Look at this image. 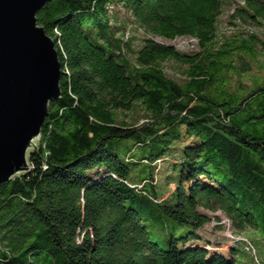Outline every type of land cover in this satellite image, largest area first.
<instances>
[{"label": "trees", "instance_id": "trees-1", "mask_svg": "<svg viewBox=\"0 0 264 264\" xmlns=\"http://www.w3.org/2000/svg\"><path fill=\"white\" fill-rule=\"evenodd\" d=\"M36 19L61 96L30 173L0 182V264H239L264 248V0H47ZM182 37L199 50L168 43ZM216 212L227 256L199 233Z\"/></svg>", "mask_w": 264, "mask_h": 264}, {"label": "water", "instance_id": "water-1", "mask_svg": "<svg viewBox=\"0 0 264 264\" xmlns=\"http://www.w3.org/2000/svg\"><path fill=\"white\" fill-rule=\"evenodd\" d=\"M47 0H0V182L30 173L48 105L61 96L54 43L36 14Z\"/></svg>", "mask_w": 264, "mask_h": 264}, {"label": "rangeland", "instance_id": "rangeland-1", "mask_svg": "<svg viewBox=\"0 0 264 264\" xmlns=\"http://www.w3.org/2000/svg\"><path fill=\"white\" fill-rule=\"evenodd\" d=\"M230 12H224L221 16H220V23L218 26V30L221 34L224 35H230L232 33H234V31H236V29H240L243 25H241L240 23L236 22L239 24V27L233 26L230 22H232L233 20H230L227 16ZM247 29L250 30H255V28L248 24L246 26H244ZM258 31V30H255ZM141 33H134L135 39L132 41V43L134 45H138L139 44V39L141 37ZM168 43H171L175 46V48L179 51H198L199 49L197 48V46L195 45L194 40L186 38V37H182V38H177L173 41H170ZM164 68H165V73L174 79H179L180 76L182 75L181 72L184 69V65L176 63L174 61H167L164 64ZM257 75L256 71H253L252 73H249L248 75ZM249 79V77H248ZM186 143H189L190 140L185 139ZM173 158L169 159L168 161H172ZM161 166L163 165L162 163H160ZM172 188V185H170V189ZM209 215H211V221L209 222V224L203 226V228L201 230H199L200 235H202L203 240H208L210 241L209 245L206 247L204 244V241H193V242H189V244H198V245H204L206 247V249H208V251L210 253L212 252H217V253H221L223 255L227 256L228 253V241L227 239L222 242V239H224L226 237V235L229 236L228 234V226L226 225V220L225 217L220 214L219 212L216 213H208ZM214 217H217L218 219H214ZM218 220V222H217ZM224 222V223H223ZM230 237V236H229ZM218 241V242H217ZM239 264H264V248L261 247H257L255 248V253L252 254L249 251H244L243 253H241L240 257H239Z\"/></svg>", "mask_w": 264, "mask_h": 264}]
</instances>
